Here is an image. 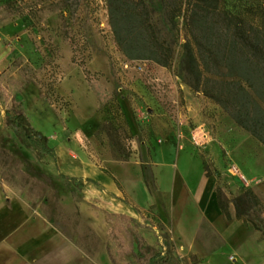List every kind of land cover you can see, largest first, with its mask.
Returning <instances> with one entry per match:
<instances>
[{"label": "rangeland", "instance_id": "rangeland-1", "mask_svg": "<svg viewBox=\"0 0 264 264\" xmlns=\"http://www.w3.org/2000/svg\"><path fill=\"white\" fill-rule=\"evenodd\" d=\"M147 2L175 56L169 67L149 60L142 71L125 65L129 58L116 42L107 0H84L73 17L64 0H0V184L7 216L15 224L36 214L50 222L47 236L25 246L23 264H115L114 222L106 211L135 217L159 251L170 245L171 264H197L173 233H190L195 223L200 244L211 250L222 243L204 215L218 185L232 196L253 188L264 202V145L189 83L186 12L173 27L162 0ZM10 96L22 100L35 127L49 136L56 160L22 128L5 126ZM118 135H131L129 161L113 158ZM178 169L185 182L174 175ZM99 171L118 181L117 192L71 178ZM120 176L142 180L143 189L125 188ZM255 222L264 240V220ZM124 259L138 264L132 255Z\"/></svg>", "mask_w": 264, "mask_h": 264}, {"label": "trees", "instance_id": "trees-1", "mask_svg": "<svg viewBox=\"0 0 264 264\" xmlns=\"http://www.w3.org/2000/svg\"><path fill=\"white\" fill-rule=\"evenodd\" d=\"M162 1L173 27L186 12L189 39L184 45L183 69L192 88L219 104L238 126L264 145V0H238L235 5L224 0H189V8L184 6V0ZM64 2L67 14L73 17L84 0ZM107 2L110 25L123 53L130 60H150L169 67L175 56L174 47L162 38L147 0ZM20 15L25 16L24 12ZM32 78L43 88L38 77L32 75ZM9 101L5 126L22 128L30 143L40 145L56 160V147L51 145L49 136L35 127L22 100L10 96ZM129 140L131 135L112 138L114 159L130 160L134 152L128 147ZM203 165L206 176L213 175L206 161ZM71 178L101 186L95 178ZM216 200L228 219L232 218L229 207L233 204L238 220L252 223L257 229L255 219L264 220V202L253 188L245 187L240 195L232 196L218 185ZM106 214L114 222L110 256L115 264H130L124 259L127 255L134 256L138 264L172 263L170 245L165 253L151 246L142 236L135 217L125 212L106 211Z\"/></svg>", "mask_w": 264, "mask_h": 264}, {"label": "crops", "instance_id": "crops-1", "mask_svg": "<svg viewBox=\"0 0 264 264\" xmlns=\"http://www.w3.org/2000/svg\"><path fill=\"white\" fill-rule=\"evenodd\" d=\"M126 109L125 113L131 123L130 115ZM129 163L124 162L123 164ZM177 172L174 174L176 178H180V183L185 182L187 175L185 176L179 169ZM97 174L98 177L93 178L100 184L113 192L119 190L114 177L102 171L97 172ZM121 178L125 188H132L137 193L138 190L143 189L142 180L138 178L133 180L124 176ZM137 195L136 197L139 196ZM200 199H204L202 193L198 194V200ZM229 211L232 216L231 219L222 214L215 197L211 199L208 211L204 214L213 232L223 240L220 245L213 249L209 250L197 241L199 225L195 226V223L191 226L192 231L183 236L177 231H173V240L177 238L179 242L185 243V252L197 256L199 259L197 264H264V240L257 238L256 228L252 224L238 220L235 207L230 205ZM9 212L11 211L7 206L0 184V264H23L29 259L24 251L25 246L47 236L50 230V222L42 215L36 214L26 217L20 224H15L13 219L7 216Z\"/></svg>", "mask_w": 264, "mask_h": 264}, {"label": "built area", "instance_id": "built-area-1", "mask_svg": "<svg viewBox=\"0 0 264 264\" xmlns=\"http://www.w3.org/2000/svg\"><path fill=\"white\" fill-rule=\"evenodd\" d=\"M134 63H135V67L139 70L145 71V69L147 68V62L146 61H139V60H130L129 59L125 65H126V67H129L130 65H132Z\"/></svg>", "mask_w": 264, "mask_h": 264}]
</instances>
